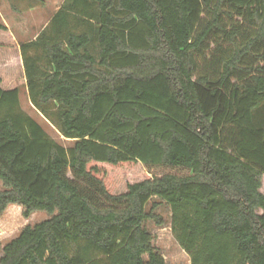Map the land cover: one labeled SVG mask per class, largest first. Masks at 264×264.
Here are the masks:
<instances>
[{
    "label": "trees",
    "instance_id": "1",
    "mask_svg": "<svg viewBox=\"0 0 264 264\" xmlns=\"http://www.w3.org/2000/svg\"><path fill=\"white\" fill-rule=\"evenodd\" d=\"M19 50L30 103L73 143L0 77V217L49 216L0 264H166L155 197L190 264H264V0H64ZM137 163L187 174L120 194L98 176Z\"/></svg>",
    "mask_w": 264,
    "mask_h": 264
},
{
    "label": "rangeland",
    "instance_id": "2",
    "mask_svg": "<svg viewBox=\"0 0 264 264\" xmlns=\"http://www.w3.org/2000/svg\"><path fill=\"white\" fill-rule=\"evenodd\" d=\"M45 1H47L48 4H51V7H55V4L57 7L62 0ZM22 2L24 1L21 0L20 6L24 7V5H22ZM36 4L38 5L40 3L36 1ZM54 10L55 9H53L52 7L51 14L54 13ZM46 11L47 10L45 9V13L48 12ZM20 15L27 16V13L23 12L21 9ZM46 16L45 18H47ZM41 19L42 17L40 18V20ZM39 23L40 22H37L36 27L34 28V31L36 33L40 30L41 26L45 24V21H42L40 26ZM28 37V34H22L20 35L19 41L25 40ZM4 44L5 48L2 49L3 51H0V58L2 59V61H0V75L3 78L2 87L4 89L17 87L19 89V101L21 109L29 116H31L44 129V131L60 145L64 147L71 146L73 141L63 138L56 130V128L47 119H45V117L41 113H39V111H37L30 103L25 86L21 55H19V51L14 46L15 44L12 45L13 41L9 42L8 40H4ZM2 62L3 64H1ZM98 169V176L103 179L107 189L112 194H120L125 192L129 183L149 179L152 177H159L165 173H173L177 175L187 174V171L185 169L171 168L166 166L148 168L140 163L119 167L99 164ZM67 176L73 179L72 174L69 170ZM1 189L2 184L0 182V190ZM260 191L264 194V176L262 177V186L260 188ZM153 205L156 206L153 208ZM151 209L152 212L157 215V217H159L162 221L161 224H158L156 220L151 219L146 220L144 223L145 228L153 236L152 244L155 249L162 255L166 264H190L188 255L179 246L171 232V212L169 206L161 199L155 197L152 198L146 205V211H150ZM6 215L7 221H4V223L2 224L9 228L0 233V245L9 241L12 237L19 233V231L21 230V224L24 220L21 214H17L12 210H6ZM47 216L48 214L46 212L37 211L30 218V224L39 222Z\"/></svg>",
    "mask_w": 264,
    "mask_h": 264
},
{
    "label": "crops",
    "instance_id": "3",
    "mask_svg": "<svg viewBox=\"0 0 264 264\" xmlns=\"http://www.w3.org/2000/svg\"><path fill=\"white\" fill-rule=\"evenodd\" d=\"M22 5L24 7H21V0H0V23L4 25L5 29L0 30V51H3L4 49V40L13 41V44L17 50L20 53L19 47L22 42H28L34 40L37 35L40 33V31L47 25L49 19L51 16L58 10V8L61 6L62 0L59 4V6L53 7L54 13L51 14L52 7L51 4H48L47 1L44 0V2L40 4H36L35 0H23ZM48 4V5H47ZM53 5V4H52ZM50 8V9H49ZM26 12L27 16H21L20 11ZM45 9L47 13H45ZM30 15V16H29ZM47 15V16H46ZM45 16L47 18H45ZM42 19L40 20V18ZM46 19V20H45ZM40 20V21H39ZM42 21H45V24L41 26L40 30L36 33L34 31V28L36 27V23H39V26ZM21 33V34H20ZM22 34H28V38L22 41H19L20 35ZM20 55V54H19ZM20 57V56H19ZM0 61L2 59L0 58ZM3 64V62L1 63ZM2 78V76L0 75ZM25 80V78H24ZM2 85H3V78H2ZM6 210H12L16 212L17 214H21L22 208L19 205H9ZM6 210L3 213V215L0 217V233L3 232L5 229L7 230L9 227L3 225L4 221H7V215ZM35 214L32 213L28 218L23 217V223L21 224V228L27 224H30V218ZM49 218V216L45 217L43 220ZM42 221V220H41ZM40 222V221H39ZM37 223V222H36ZM35 224V223H34ZM33 225V224H30ZM16 236V235H15ZM14 236V237H15ZM12 237V238H14ZM11 238V239H12Z\"/></svg>",
    "mask_w": 264,
    "mask_h": 264
}]
</instances>
